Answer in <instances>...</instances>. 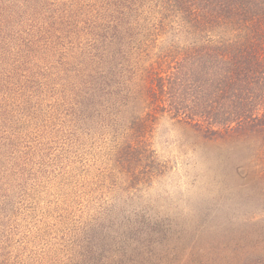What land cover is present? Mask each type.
Wrapping results in <instances>:
<instances>
[{"label": "rangeland", "instance_id": "374dc122", "mask_svg": "<svg viewBox=\"0 0 264 264\" xmlns=\"http://www.w3.org/2000/svg\"><path fill=\"white\" fill-rule=\"evenodd\" d=\"M128 1L0 0V264H211L245 228L238 150L166 115L136 137L117 82L90 89V23L135 22Z\"/></svg>", "mask_w": 264, "mask_h": 264}, {"label": "trees", "instance_id": "16d2710c", "mask_svg": "<svg viewBox=\"0 0 264 264\" xmlns=\"http://www.w3.org/2000/svg\"><path fill=\"white\" fill-rule=\"evenodd\" d=\"M140 2L151 7L148 15L142 3L134 9L135 22L90 23L92 49L105 54L104 70L91 68L98 82L92 79L90 89L105 92L99 77L117 82L115 101L138 107L128 131L136 137L166 115L211 139L218 156L239 151L231 171L252 212L242 213L243 230L218 234L224 240L211 247V264H264V0ZM169 260L164 264H181L179 256Z\"/></svg>", "mask_w": 264, "mask_h": 264}]
</instances>
